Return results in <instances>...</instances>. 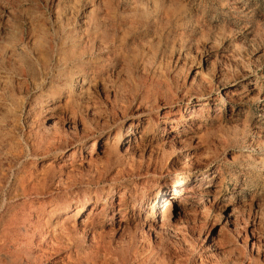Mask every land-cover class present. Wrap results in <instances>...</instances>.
I'll return each instance as SVG.
<instances>
[{"label": "rangeland", "instance_id": "1", "mask_svg": "<svg viewBox=\"0 0 264 264\" xmlns=\"http://www.w3.org/2000/svg\"><path fill=\"white\" fill-rule=\"evenodd\" d=\"M83 76L89 83L81 86ZM245 79L247 99L222 101ZM207 99L206 118L187 116ZM172 108L187 115L165 129ZM138 118L137 148L128 152L126 133ZM0 147V235L35 187L53 204L94 191L111 198L113 187L122 193L137 181L140 165L155 173L126 212L135 238L113 239L111 263L264 264V0H0ZM212 171L217 193L182 199L169 225L149 228L165 185ZM142 197L143 207L133 206ZM210 201L219 210L207 213ZM253 229L262 237L256 246Z\"/></svg>", "mask_w": 264, "mask_h": 264}, {"label": "bare ground", "instance_id": "2", "mask_svg": "<svg viewBox=\"0 0 264 264\" xmlns=\"http://www.w3.org/2000/svg\"><path fill=\"white\" fill-rule=\"evenodd\" d=\"M6 13H7L8 19L13 20L15 22L17 16L14 15V12L12 10H8ZM103 47H105V46H103ZM105 48H107V47H105ZM101 51L102 50H100V52ZM53 69H54V67H53ZM86 78H87V76H83V78L81 79V86L86 85V83H87ZM225 80H223V81H225ZM227 80L225 83H227L229 81V80L228 81ZM73 81H74V79L72 78V76H70L68 81H67V84L70 85L69 87L73 86V83H76ZM251 84H252V82L250 81V79H245L244 81H242L240 86L230 84L228 86V88L224 91V94L222 95V101L225 102L226 98H228L231 103H235L238 101L239 102L244 101L245 99L248 98L249 87ZM81 88H83V87H81ZM208 100L209 99L199 100L198 103L196 104V106H193V109L191 108L192 110H191V113L189 112L190 114L188 113L189 115L184 114L185 112H183L182 110L178 111V112H175V110H173V108L167 110L166 114L164 115V117L166 119L165 120L166 121L165 122V129L167 128L166 125H170L172 128V127H175V125L181 124V122L185 120L186 115L191 119L194 117L193 113H195V116L201 115L203 113V111L205 110V107H208V104H209ZM122 108H123V106H122ZM49 110H51V109H49ZM217 110L218 109H216L215 111H217ZM50 117H52V116H50ZM72 117H73V114H72ZM202 118H203V116H202ZM204 118H206V117H204ZM73 119H76V118L73 117ZM139 119L140 118H138L137 121H136V119H133L129 125L128 130H127L126 141L125 140L124 141L126 142L125 144H127V146L125 147V150L128 152L132 151L134 148H137L135 146H136V142L138 141V139H137L138 137H137L136 132L138 131L137 127H138V124L140 123ZM50 124L52 125V123H50ZM53 124H54V122H53ZM54 125L56 126V124H54ZM54 125H52V126H54ZM49 129L51 130L50 127H49ZM142 135H144V134H142ZM45 137H47V136H45ZM41 138H40V140H41ZM176 141H179V140H176ZM86 148H87V153L85 156L86 157H92V155L94 154V152L97 148V139H94L92 141V146H86ZM9 152H10V150H9ZM9 152L7 153L8 155H9ZM72 153H75L74 149H73ZM186 156L189 157L190 154L187 153ZM141 157H142V155H141ZM143 157H144V155H143ZM185 161H186V159H185ZM198 162H199V159H198ZM142 163H143V161H142ZM192 163H193V166L199 165L197 162L195 163L194 161ZM138 167L139 168L136 171H134L135 169L132 170L133 174L137 176V181H133L129 184H124L125 190L122 193H120V190H121L120 185L118 188L116 186L113 187L114 188L113 189V196L111 198L104 197L106 195L103 196L102 194H99L97 191H94L93 192L94 195L91 193H88V194L87 193H83V194L79 193L69 201H64V202H60L57 204H55V203L53 204L52 203L53 200H47V198L46 199L44 198V194L46 192L45 189L38 190L37 187H35V189H33L32 191L34 194H36L37 198L35 197V199H33V197H32L31 202H30V204H28L27 208L25 207V208H23V210L22 209L21 210H15L13 213L8 215V220L4 224L3 232L0 235V248L2 249V251H0V262L2 261L3 256H9V255L15 254V259H14L15 264H113L108 260V257H107V255L109 254V250L112 248L113 239L117 238L118 244L122 245L124 242H126L128 237H130L131 240H134V238H135V234H134L135 232L132 231L130 229V227L125 222L126 221V212H127V209L129 208V205H130L129 203H130V201H136V197H137L138 193L143 192L146 181L155 173V171L152 172L150 169L143 171L142 166H140V165ZM65 173H67V172H65ZM214 173H215V171H212L209 174L208 178L204 179L205 181L204 180L200 181V182L198 181L200 184H198L197 181L196 182L183 183L181 181L180 177H177L170 184L165 185V191L163 192L161 189L158 192V194L156 195L157 202L154 203V205H152V207L150 208V210H152V213H149V214H151V215L153 214V216H151V217H153V219L149 223V228H153V229L164 228L168 224V221L171 218L170 212L172 210L173 205L175 203H179L182 199H186L190 196H196V198H198L199 200H203L205 198H208L212 194L213 191H215L217 193V191H219L218 190L219 184H218V182L215 181ZM124 174H126V173H124ZM160 180H162V179H160ZM31 183H32V181H31ZM132 183H134V185ZM96 184H98V183H96ZM130 185L131 186L133 185V187L131 189H130ZM137 185H140L141 188H137ZM128 191H129V194L127 195ZM215 192H214V194H215ZM26 198H27V196H26ZM162 198H165L164 199L165 201L163 202V209L161 211H158V205L160 204V201H161L160 199H162ZM14 199H15V197H14ZM28 199H30V198H28ZM19 201H17V203ZM144 202H145V200L142 197V198H140V200L138 202L133 203V206H138V207L142 208ZM217 204L218 203H216V201L215 202L210 201L208 204V207L206 208L207 213L212 212L214 209L217 210L219 208V206ZM224 207L226 208L227 206H224ZM221 208L223 209V207H221ZM4 209H5V204L1 205L0 214L3 212ZM133 209H134V207H133ZM234 213L235 212L233 210L232 213L229 214V216H228L229 218L227 220L228 222L233 223V222L237 221L238 218ZM118 214L121 216L119 218V220L116 219V217H118ZM144 219H146V218H144ZM106 221H109V225L112 224V227L109 229V231L104 228L107 224ZM170 228H172V227H170ZM236 229H238V228H235V230ZM142 238H143V236H142ZM138 240L139 239H137V241ZM251 240L253 241V243L252 242L251 243L254 244V246H256L257 243H259V244L262 243V237L257 235L254 229L251 230ZM84 241L87 242L86 248H82V242L84 243ZM113 245H114V243H113Z\"/></svg>", "mask_w": 264, "mask_h": 264}]
</instances>
